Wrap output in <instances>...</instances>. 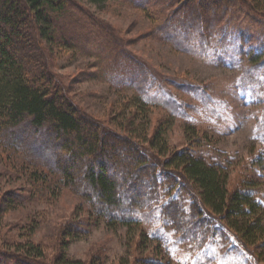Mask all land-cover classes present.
I'll return each mask as SVG.
<instances>
[{"label":"rangeland","instance_id":"rangeland-1","mask_svg":"<svg viewBox=\"0 0 264 264\" xmlns=\"http://www.w3.org/2000/svg\"><path fill=\"white\" fill-rule=\"evenodd\" d=\"M142 3L137 8L124 0H75L77 8L70 12L81 27L67 25L74 47L50 54L44 46L45 71L81 116L113 135L133 131L142 141L139 153H148L153 162L166 158L144 143L157 127L163 128L159 139L170 153L191 147L194 130L202 137L195 156L222 167L230 190L244 182L252 186L264 210V14L245 0ZM215 4L220 8L210 15ZM196 13L207 15L215 34L208 44L201 40L199 49L186 51L185 42L194 34L187 37L170 27ZM166 101L176 104L179 114L172 115ZM12 159L0 150V264H55L60 253L83 264H119L121 259L135 264L137 257L153 258L152 252L162 264H264L263 242L238 248L219 224L195 242L165 221L131 230L110 226L52 178L36 188L32 168L15 169ZM158 177L162 184L165 179ZM169 196L191 209L184 189L174 188ZM141 230L148 231V239L139 244ZM26 243L40 245L43 260L23 257L16 246Z\"/></svg>","mask_w":264,"mask_h":264},{"label":"trees","instance_id":"trees-1","mask_svg":"<svg viewBox=\"0 0 264 264\" xmlns=\"http://www.w3.org/2000/svg\"><path fill=\"white\" fill-rule=\"evenodd\" d=\"M142 1L146 0H124L137 8L145 6ZM245 1L255 12L264 14V0ZM74 3L75 0H0V150L12 155V166L31 167L36 176L31 181L36 182V188H43L52 178L55 186L80 197L95 219L110 226L131 230L165 221L177 235L195 242L210 236L215 224H219L220 231L232 235L238 248L264 244V210L252 196V186L244 182L230 190L223 168L193 153L202 141L194 130L191 147L170 153L166 142L161 145L159 139L164 130L157 127L144 143H149V152L166 158L153 162L148 153H139L142 141L133 131L121 137L102 130L81 116L53 83V77L45 71L44 46L50 54L56 48L70 51L74 47L70 46L74 41L67 29L69 24L78 26L79 20L70 12V7L77 8ZM218 8L220 5L215 4L210 15H216ZM204 16L196 13L185 23L183 19L181 25L170 27L187 37L194 34L185 42L186 51L199 49L197 42L201 40L208 44L215 34V25ZM205 27L211 29L203 30ZM170 103L166 101L168 106ZM172 106V115L179 114L176 104L172 102ZM159 173L165 179L162 184ZM174 188L191 195L189 211L169 196ZM64 232L68 237L70 232ZM147 239L148 231L141 230L137 243ZM16 247L28 260H43L45 256L40 245ZM152 253L153 258L137 257L135 264H162L157 260L159 255ZM250 254L249 260L255 261V254ZM128 262L121 259L119 264ZM55 264L83 263L60 253Z\"/></svg>","mask_w":264,"mask_h":264}]
</instances>
